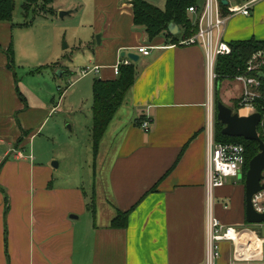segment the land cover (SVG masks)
I'll use <instances>...</instances> for the list:
<instances>
[{"label":"crops","instance_id":"0c3cea01","mask_svg":"<svg viewBox=\"0 0 264 264\" xmlns=\"http://www.w3.org/2000/svg\"><path fill=\"white\" fill-rule=\"evenodd\" d=\"M96 1L93 35L98 44L86 66L101 69L89 79L92 89L97 77L116 78L113 67L123 51L140 58L136 81L101 140L96 165L92 151L89 171L81 175L58 171L61 161L57 166L38 162L32 143L59 104L53 106L44 92L33 103L21 87L28 74L40 81L47 67L39 57L44 46L30 35L33 23L0 21V264H205V52L198 45L176 44L165 34L149 38L135 25L130 0ZM227 1L235 6L250 0ZM204 3L198 0L200 7ZM224 37L228 42L264 40V0L253 3L250 15H229ZM141 45L154 48L144 55L138 52ZM23 55L33 61L30 70ZM81 76L70 85L88 75ZM243 90L236 79L218 86L228 104ZM239 113L251 110L242 106ZM145 118L152 121L149 131L140 126ZM235 180L217 189L216 213L224 223L241 227L245 189ZM128 210L127 225L113 226L118 213ZM219 263L264 260L238 261L233 244L223 242Z\"/></svg>","mask_w":264,"mask_h":264},{"label":"rangeland","instance_id":"374dc122","mask_svg":"<svg viewBox=\"0 0 264 264\" xmlns=\"http://www.w3.org/2000/svg\"><path fill=\"white\" fill-rule=\"evenodd\" d=\"M14 1L13 21L33 23L30 35L35 42L41 44V47L44 46V52L39 57L40 60L47 63L45 71L41 76H38L41 77L40 81L28 74L22 82L23 87L21 88L28 92L33 103L36 102L37 93L39 92L41 97L44 92V96L47 99L50 98L53 106L59 104L32 143L39 158L37 160L48 164L61 161L62 165L61 168H57L58 171L67 173L78 170L81 175V172H85L87 169L89 171L92 161L93 89L89 84V79L95 74L89 73L87 78L79 84H70L82 77L83 69L88 67L86 66L87 60L93 55V49L98 44V37L93 35V23L97 18L95 8L97 1L35 0L36 4H33L28 12L24 8L27 0ZM145 1L163 9L166 4L165 0ZM61 12H67V14L61 16ZM256 53L253 54L247 67L251 65L252 73L257 75L264 70V54L261 56L258 54L255 57ZM57 55L58 57H56ZM22 60L30 70V64L33 61L27 60L24 55ZM92 66L90 65V67ZM252 75L255 76V74ZM19 76H23L21 70H19ZM225 79L231 82L235 78ZM85 83H88V87L85 86ZM38 86L41 88L40 91H37ZM43 88L44 91H42ZM217 97L223 101L220 94ZM242 100L243 93L241 97L235 98L230 104L223 102L233 108L234 112L239 113V108L243 105ZM221 126L223 125L219 126L218 124V127ZM258 131L264 138V124L261 123ZM251 145L249 144V150ZM26 147L30 149L31 143ZM2 148L3 146L0 145V150ZM249 150L250 155L251 151ZM258 151L257 147L256 152ZM12 156L11 154L8 158L11 159ZM245 177L243 179L241 176L235 180L236 185L242 182L244 186V199H246ZM255 205L264 211V191L257 194ZM235 207V204L232 203L231 213L234 212ZM240 228L257 233L260 237L264 236V224H249L246 221Z\"/></svg>","mask_w":264,"mask_h":264},{"label":"built area","instance_id":"2783aa9c","mask_svg":"<svg viewBox=\"0 0 264 264\" xmlns=\"http://www.w3.org/2000/svg\"><path fill=\"white\" fill-rule=\"evenodd\" d=\"M257 0H250L247 3L228 6V14L223 13L221 0H205L204 6L199 7L193 5L189 7V14H194L197 18L192 22L195 29L194 33L182 38L178 44L198 45L203 48L206 59V70L208 79V95H207V171H206V261L205 264H220L221 244L223 242H231L233 244V252L238 261H253L264 260V236L260 237L257 233L256 239L262 246L260 257L248 258L243 252V248L247 251L253 246V241L245 240L246 230L228 225L224 223L216 213L217 208V189L225 186L230 179H237L245 175V146L238 142H221L216 137L217 126V101L215 88L219 77L217 72V60L220 55L231 53V45L224 37V28L229 18V15L244 14L250 15L253 3ZM154 46L141 45L138 47V52L144 55H149ZM264 54V50L258 51L256 56ZM135 63L130 57L123 56L113 67L114 74L117 76L120 73L122 65H130ZM101 66H88L83 69V75H88L92 72H99ZM252 66L247 67L245 73L238 74L235 79L244 84L243 90V107L249 108L251 112H255L253 105L256 97L259 96V87L261 80L258 76H253ZM151 119L145 118L141 121L140 126L145 130L151 129ZM260 193V192H259ZM257 194L254 197L256 201ZM256 207V205H255ZM224 208H228V204L224 203ZM257 208V207H256ZM257 210L261 211L257 208ZM264 212V211H261Z\"/></svg>","mask_w":264,"mask_h":264},{"label":"trees","instance_id":"16d2710c","mask_svg":"<svg viewBox=\"0 0 264 264\" xmlns=\"http://www.w3.org/2000/svg\"><path fill=\"white\" fill-rule=\"evenodd\" d=\"M221 0L223 13L227 14L228 6L224 5ZM134 8V23L137 26L144 28L149 38L153 39L160 34H165L171 37L174 43H179L182 38L191 36L195 29L192 18L188 12L189 7L198 5V0H165V8L158 7L145 0H130ZM33 4H36L35 0H27L24 5L26 12ZM200 7V6H199ZM15 10L14 0H0V21H11ZM171 22L177 23L181 26L180 35H172L169 32V25ZM231 45V53L226 55H220L217 60V72L218 79L215 88V95L217 103L218 99V86L220 81L225 78H235L238 74L244 73L247 70V64L252 58L253 54L257 51L264 50V40L247 39L237 40L229 42ZM250 74H255L249 72ZM138 76V70L136 69V63L130 65H122L120 73L114 79L105 80L97 78L93 84V125H92V144L94 155V166L97 162L98 153L100 150L101 140L111 123L117 110L121 107L125 98L133 86ZM261 80V85L258 89L259 97L253 102L256 111L262 114V121L260 122L258 129L261 127V123L264 124V70L258 73ZM220 122H217L216 137L221 142H238L245 146L246 152V165L245 175L248 169L250 159H252L258 152L259 142L255 140H248L244 137H232L225 135L222 130L224 126ZM264 140V138H263ZM249 144H252L249 148ZM185 148V147H184ZM184 148L179 156L184 152ZM248 150L251 151L250 155ZM244 175V177H245ZM243 177V179H244ZM242 179V180H243ZM130 210L122 212L113 219V226L125 227L127 225L128 215Z\"/></svg>","mask_w":264,"mask_h":264},{"label":"water","instance_id":"95a60500","mask_svg":"<svg viewBox=\"0 0 264 264\" xmlns=\"http://www.w3.org/2000/svg\"><path fill=\"white\" fill-rule=\"evenodd\" d=\"M224 5H228L227 0L222 1ZM67 12H61L64 16ZM169 32L172 35H178L181 32L180 26L171 22ZM127 54L134 62H137L140 55L134 51H123L122 56ZM217 119L224 127L222 132L232 137H244L248 140L259 142V152L250 160L249 167L245 177L246 188V221L249 224H264V212L257 210L254 203V197L261 191H264V140L260 136L258 126L262 121V114L255 111L249 115H241L234 112L233 108L225 104L223 101L217 103ZM57 162L54 166H57Z\"/></svg>","mask_w":264,"mask_h":264},{"label":"bare ground","instance_id":"6f19581e","mask_svg":"<svg viewBox=\"0 0 264 264\" xmlns=\"http://www.w3.org/2000/svg\"><path fill=\"white\" fill-rule=\"evenodd\" d=\"M251 113H253V112H251ZM250 113V114H251ZM247 236V235H246ZM248 239H249V241L250 240H254L253 241V246H251L249 249H251L252 248V250L251 251H247V249L246 248H243V252H244V254H245V256L246 257H248V258H252V257H260V254H261V245L259 244V242L257 241V239H256V235H255V237H247V238H245V240L246 241H248Z\"/></svg>","mask_w":264,"mask_h":264}]
</instances>
